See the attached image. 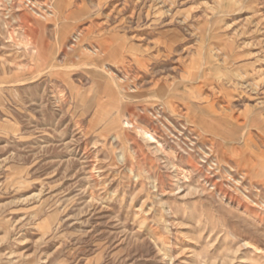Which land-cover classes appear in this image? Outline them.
Listing matches in <instances>:
<instances>
[{"label":"rangeland","instance_id":"374dc122","mask_svg":"<svg viewBox=\"0 0 264 264\" xmlns=\"http://www.w3.org/2000/svg\"><path fill=\"white\" fill-rule=\"evenodd\" d=\"M261 107L264 0H0V264H264Z\"/></svg>","mask_w":264,"mask_h":264},{"label":"crops","instance_id":"0c3cea01","mask_svg":"<svg viewBox=\"0 0 264 264\" xmlns=\"http://www.w3.org/2000/svg\"><path fill=\"white\" fill-rule=\"evenodd\" d=\"M103 48V49H102ZM109 48H107V47H100L99 49H97V50H95V55L96 56H98V54H96V53H98V52H100V55L98 56V57H100V58H102V57H105V56H108V52H109ZM103 59V58H102ZM110 71V70H109ZM113 73V72H112ZM95 75L99 78V80L101 79V77H100V74H99V71H97L96 73H95ZM204 77H205V75L204 76H201V77H199L200 79H204ZM184 82H187V81H184ZM100 83H101V80H100ZM126 82H124V84H125ZM127 84V83H126ZM181 84H183V83H181ZM181 84L179 83V82H176V81H173V85H171L170 87H169V89L163 94V95H161L160 96V99H167V98H174L175 97V95H177L176 94V91H178L180 88V86H181ZM163 86H165V85H163ZM205 87V81H202L201 82V85H200V88H199V91H201L203 88ZM257 89V88H256ZM129 90L131 91V92H135V91H132L131 90V88H129ZM258 90V89H257ZM242 92H245V91H242ZM247 93V92H246ZM202 97H206L205 95H204V93L203 94H201L200 96H199V98H202ZM261 108H264V107H261Z\"/></svg>","mask_w":264,"mask_h":264},{"label":"bare ground","instance_id":"6f19581e","mask_svg":"<svg viewBox=\"0 0 264 264\" xmlns=\"http://www.w3.org/2000/svg\"><path fill=\"white\" fill-rule=\"evenodd\" d=\"M163 102V101H162ZM164 102H165V100H164ZM150 135V134H149Z\"/></svg>","mask_w":264,"mask_h":264}]
</instances>
